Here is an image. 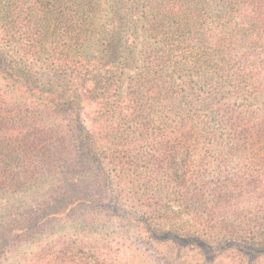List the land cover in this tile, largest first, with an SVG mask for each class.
I'll list each match as a JSON object with an SVG mask.
<instances>
[{"label":"trees","instance_id":"16d2710c","mask_svg":"<svg viewBox=\"0 0 264 264\" xmlns=\"http://www.w3.org/2000/svg\"><path fill=\"white\" fill-rule=\"evenodd\" d=\"M0 264H264V0H0Z\"/></svg>","mask_w":264,"mask_h":264},{"label":"rangeland","instance_id":"374dc122","mask_svg":"<svg viewBox=\"0 0 264 264\" xmlns=\"http://www.w3.org/2000/svg\"><path fill=\"white\" fill-rule=\"evenodd\" d=\"M234 172H236V170H235V169L232 171V174H233Z\"/></svg>","mask_w":264,"mask_h":264}]
</instances>
